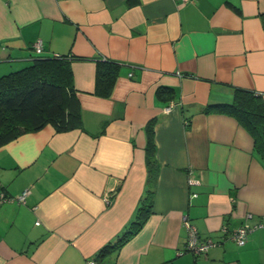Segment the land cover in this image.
Returning <instances> with one entry per match:
<instances>
[{
	"label": "crops",
	"instance_id": "crops-1",
	"mask_svg": "<svg viewBox=\"0 0 264 264\" xmlns=\"http://www.w3.org/2000/svg\"><path fill=\"white\" fill-rule=\"evenodd\" d=\"M55 56L71 59L81 127L0 147L15 198L0 204V264H264V159L236 119L205 111L235 89L264 100V0H0V76ZM98 61L118 65L108 98ZM152 120L151 213L114 249L146 190ZM184 217L215 243L205 254L185 250Z\"/></svg>",
	"mask_w": 264,
	"mask_h": 264
},
{
	"label": "trees",
	"instance_id": "trees-1",
	"mask_svg": "<svg viewBox=\"0 0 264 264\" xmlns=\"http://www.w3.org/2000/svg\"><path fill=\"white\" fill-rule=\"evenodd\" d=\"M69 60L67 56L39 57L29 66L0 76V147L25 132L40 130L48 124L56 131L81 127L80 105L75 95ZM117 68L118 65L113 62H96L95 95L110 97ZM161 92L169 94L172 91L164 88L158 91ZM205 111L225 113L236 119L252 137L256 153L264 159V100L260 95L235 89L231 103L210 105ZM153 123L152 120L146 125V190L134 219L110 246L114 249L137 233L151 213L157 175Z\"/></svg>",
	"mask_w": 264,
	"mask_h": 264
},
{
	"label": "built area",
	"instance_id": "built-area-1",
	"mask_svg": "<svg viewBox=\"0 0 264 264\" xmlns=\"http://www.w3.org/2000/svg\"><path fill=\"white\" fill-rule=\"evenodd\" d=\"M178 1L182 3H188L193 0H178ZM33 50L37 55L41 54L42 53L41 43L40 42L35 43L33 45ZM28 193L29 190H24L19 196L16 197V199L20 202H25ZM9 199H15V198H11L6 196L4 193H0V204L3 201ZM184 224L188 228V238L185 245L186 251L191 252L194 255H201V254H205L210 247L215 245V243L211 239L204 240L199 238L197 231L192 225H190L186 217H184ZM252 229L253 228L248 225H242L236 230H234L230 236L238 246H243L247 242L249 233L252 231ZM87 264H94V261H88Z\"/></svg>",
	"mask_w": 264,
	"mask_h": 264
}]
</instances>
